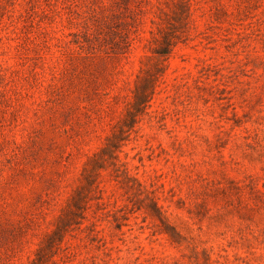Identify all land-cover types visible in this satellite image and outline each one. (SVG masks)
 Returning <instances> with one entry per match:
<instances>
[{"label":"rangeland","instance_id":"1","mask_svg":"<svg viewBox=\"0 0 264 264\" xmlns=\"http://www.w3.org/2000/svg\"><path fill=\"white\" fill-rule=\"evenodd\" d=\"M177 2L0 0V264H264V0Z\"/></svg>","mask_w":264,"mask_h":264},{"label":"trees","instance_id":"2","mask_svg":"<svg viewBox=\"0 0 264 264\" xmlns=\"http://www.w3.org/2000/svg\"><path fill=\"white\" fill-rule=\"evenodd\" d=\"M177 6L183 13H188L189 9L192 7V2L191 0H178ZM158 31V35L154 37L157 46L154 47L153 52L157 58H168L178 43L182 41V36L176 35L174 33H166L161 27L158 28ZM154 92L155 79L150 76L139 77L134 90V101L132 102L131 108L129 109L124 120L125 127H133L134 124L138 122L139 116L145 111L149 101L153 97ZM122 130H124V128ZM123 135L124 131L118 133L114 138H110V144H108L104 150L110 151L109 153H111L116 147L115 145L118 143V141L122 139Z\"/></svg>","mask_w":264,"mask_h":264}]
</instances>
